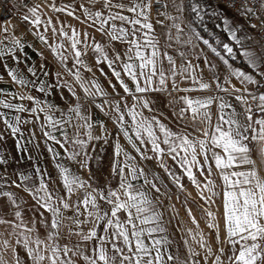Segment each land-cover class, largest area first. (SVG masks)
Returning a JSON list of instances; mask_svg holds the SVG:
<instances>
[{
  "label": "snow or ice",
  "instance_id": "obj_1",
  "mask_svg": "<svg viewBox=\"0 0 264 264\" xmlns=\"http://www.w3.org/2000/svg\"><path fill=\"white\" fill-rule=\"evenodd\" d=\"M0 6V65L15 88L0 89V146L42 141L53 164L9 172L0 150V264H264V44L239 23L264 28V0ZM206 19L229 42L201 35H213Z\"/></svg>",
  "mask_w": 264,
  "mask_h": 264
},
{
  "label": "crops",
  "instance_id": "obj_2",
  "mask_svg": "<svg viewBox=\"0 0 264 264\" xmlns=\"http://www.w3.org/2000/svg\"><path fill=\"white\" fill-rule=\"evenodd\" d=\"M37 2H38V0H37ZM77 7H78V5H77ZM48 15H52V13L49 12ZM57 15H60L61 16V19H64V16L62 14H57ZM231 15H232V13H231ZM69 19H71V18H69ZM231 19H234L235 20L237 18L234 15H232V18ZM3 20L4 19H0V21H3ZM12 21H13V23H16V24L19 25V30L21 32L26 31L28 25L25 22L24 23H21L20 20H19V16L18 15L15 14V16L12 17ZM72 23L73 24H76L77 28L81 27L76 21H72ZM160 31H161V29L159 27H157V32L159 33ZM49 35H51V33H49ZM201 35H203V34H201ZM249 35H251V34H249ZM203 36L205 38L209 39L205 35H203ZM251 36L254 38L255 41H257V37L255 35L252 34ZM215 37L217 39H221L222 42H229L228 37H227V34L224 33V32H223V34L220 37H218V36H215ZM27 38L29 40H32V37L30 35ZM97 39H99V36H97ZM210 42L213 43V45L215 46V42H212V41H210ZM34 44H35V47L42 49V46L39 44V42H34ZM252 46L253 47H256L255 44L252 45ZM25 51H27L29 57H31V59L28 61L29 64H37L40 61V57L37 55V53L35 51H33L32 49H25ZM208 55H209V58L212 59L213 63H216L218 65V67H220L221 69L223 68V66L220 64L218 58L214 57L213 54H211L210 52L208 53ZM45 56H49V53L47 51H45ZM49 59L51 60V57L50 56H49ZM177 62L179 63V60ZM8 63L10 65L13 64V62L10 59H9ZM231 63H233V65L235 67H240V68L244 69L245 71H251L246 66V63L242 60V58L239 57V55H238L237 60L231 61ZM48 66L51 68L52 67V64L49 63ZM20 67L23 68L24 66L23 65H20ZM201 67H203L202 62H201ZM105 70H107V69H105ZM0 73H4V80L0 81V89H5V90H8V91H14L15 88H14V86L12 84H10L8 82L7 75L4 72V68H3L2 65H0ZM97 75H99V73H97ZM204 75H205V78L207 79L210 74L207 72V70H205ZM101 80H103V77H101ZM113 82H115V81H113ZM104 83H105V86H107V82L105 81ZM233 83H236V81L233 80ZM237 86H239V85L237 84ZM197 94L198 95H208L209 93H193L192 95H197ZM33 95H37V93L33 92ZM181 95H183V93H181ZM4 98L5 97L0 96V99H4ZM53 100L57 104L61 103L60 100H59V98H53ZM13 102H18V101H13ZM232 103L233 104H236L235 101H232ZM158 107H160L159 104H158ZM236 107H237V111L240 112L241 111V108L239 107V105H236ZM162 110H164L165 112H167V109H162ZM93 112L95 113V116H96L97 119H103V115L101 113H99L96 109H93ZM57 115H59V113H57ZM240 118L243 119V116H241ZM0 127H2V125H0ZM24 134H25V137H27V135H28V126H24ZM15 139L16 138H13V137H9L8 138V142H9L8 144H9V146L15 145ZM40 146L44 147L42 141L40 142ZM26 147L28 148L29 151L28 152H25V153H32L33 147H36V146H35V143H32V144H27ZM97 151H99V146H97ZM111 151H112L111 147H108L107 150H106V152L102 154L104 156V170H103L104 171V174H106V172H107V165H108V162H109V159L108 158L111 156ZM34 152L35 151H33V153ZM47 158L48 159H45V160L46 161H49L50 160L49 154L47 155ZM169 162L171 163V161H169ZM98 175H100V178H103V175H101L100 173H98ZM189 191H191L192 194H193V196H195V194H196L195 193V190L191 187V185H189ZM181 217L184 219V223H185V226L186 227H194L191 224V221L188 219L187 215H184V216H181ZM222 235H223V233H222Z\"/></svg>",
  "mask_w": 264,
  "mask_h": 264
},
{
  "label": "rangeland",
  "instance_id": "obj_3",
  "mask_svg": "<svg viewBox=\"0 0 264 264\" xmlns=\"http://www.w3.org/2000/svg\"><path fill=\"white\" fill-rule=\"evenodd\" d=\"M221 8H223V7L221 6ZM224 14L227 15L228 17L232 18L231 13H229L226 9H225ZM8 143L9 142L7 140V142L4 145L0 146V150L5 151L9 155V158L11 161V163L7 166V169L9 172L32 173V172H34L33 164H35V163H38L42 168L47 169L50 172H52L53 164H52V162H50V160L49 161L45 160V159H48L47 158L48 153L46 152L44 147L40 146L39 149H37L36 147H33V151H35L34 153H33V151H32V153H25L21 150H17L15 145L9 146ZM29 155H31L34 159L29 160L28 159ZM13 157H15V159H12ZM53 175H55L54 172H53ZM102 180H103V178H101V181ZM17 191H19V190H17ZM21 195L25 196V199H28L26 194L21 193ZM165 203H167V201H165ZM177 207L180 208L179 204L177 205ZM193 212H194V215H196L197 220H200L201 228H204L205 225H204L203 220L201 219V214L195 208V206H193ZM180 214H181V216L186 215L183 208L182 209L180 208ZM172 231L175 233V231H176L175 228H173ZM175 238L177 240V243L180 246L181 253H183V245H182V242L180 241L179 233L176 234Z\"/></svg>",
  "mask_w": 264,
  "mask_h": 264
},
{
  "label": "built area",
  "instance_id": "obj_4",
  "mask_svg": "<svg viewBox=\"0 0 264 264\" xmlns=\"http://www.w3.org/2000/svg\"><path fill=\"white\" fill-rule=\"evenodd\" d=\"M213 3H216V0H212ZM220 6H222L223 8H225V5L222 3ZM2 7V6H0ZM228 12L232 13V15H235L234 11H232L231 9H227L225 8ZM8 16H11V17H14L15 16V13L14 12H8L7 13ZM6 16H5V13L4 11H0V19H5ZM237 18V17H236ZM238 19V18H237ZM261 19H264V17H261ZM253 23H257L258 27L256 29H253V28H250L248 27L247 23H245V21L242 19V18H239V23L244 25L245 29L247 30V33L249 34H253L257 37V41H256V44L255 46L258 47V45L260 44H264V28H260L259 27V23L258 21L256 20H253L252 21ZM27 24V22H25ZM262 91H264V89H262Z\"/></svg>",
  "mask_w": 264,
  "mask_h": 264
},
{
  "label": "trees",
  "instance_id": "obj_5",
  "mask_svg": "<svg viewBox=\"0 0 264 264\" xmlns=\"http://www.w3.org/2000/svg\"><path fill=\"white\" fill-rule=\"evenodd\" d=\"M205 23L208 25V29H209V31H211L213 33V35L209 36L208 32H205L202 28H200L199 30H200L201 34L208 37L210 41L215 42V40L217 39L215 36L220 37L223 34V31L221 29L215 27L216 21L206 19Z\"/></svg>",
  "mask_w": 264,
  "mask_h": 264
}]
</instances>
